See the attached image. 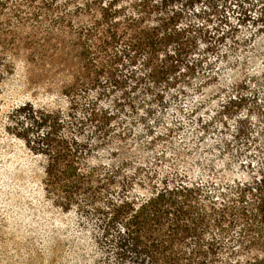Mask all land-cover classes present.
I'll list each match as a JSON object with an SVG mask.
<instances>
[{
	"label": "rangeland",
	"instance_id": "1",
	"mask_svg": "<svg viewBox=\"0 0 264 264\" xmlns=\"http://www.w3.org/2000/svg\"><path fill=\"white\" fill-rule=\"evenodd\" d=\"M133 1L121 0L124 11L118 21L130 13ZM55 2L51 13H61L64 22L52 30V38L28 51L19 43L14 52L3 56L11 66L0 75V264H99L101 257H112L111 250L106 252L97 244L99 221L91 214L80 215L75 206L65 209L59 191L45 185L46 157L27 146L12 120L21 105L61 112L66 121L62 135L88 144L84 170L95 168L97 177L106 171L113 174V201L123 197L139 202L163 175H183L202 183L216 202L235 182L248 181L264 169V117L248 103L229 112L223 109L232 84L243 79L246 70L264 67L259 53L264 51V39L254 43L258 53L242 41L254 27L239 25L235 13L230 14L233 35L219 46L225 52L223 60L208 54L205 59L212 68L180 77L170 89H163L161 102L148 96L139 100L136 93L133 103L121 108L123 87L89 86L80 91L70 123L67 87L89 74L87 56L78 53V29L87 28L98 12L74 11V4L85 0ZM48 23L46 19L40 28L46 29ZM101 33L99 25L90 35L94 47L109 45ZM115 45L120 49L121 41ZM100 55L93 57L98 61ZM243 58L250 64H242ZM128 69L138 78L144 74L139 63ZM128 69L123 64L121 73L127 75ZM253 88L255 83L248 81V90L242 92L248 94ZM89 109L94 119L89 118ZM101 124L105 131L99 130ZM236 259V264L245 262L243 253Z\"/></svg>",
	"mask_w": 264,
	"mask_h": 264
},
{
	"label": "trees",
	"instance_id": "2",
	"mask_svg": "<svg viewBox=\"0 0 264 264\" xmlns=\"http://www.w3.org/2000/svg\"><path fill=\"white\" fill-rule=\"evenodd\" d=\"M121 4V0L74 4V11L98 15L87 28L78 29V53L87 56L89 74L67 87L70 123L80 91L89 86L120 85L123 100L119 105L124 108L133 103V94L139 93V100L148 96L161 102L163 89H170L180 77L207 72L212 68L205 59L208 54L222 60L225 56L219 46L233 35L230 14L235 13L239 25L254 27L242 40L251 51L257 52L254 43L264 39L263 0H134L129 3L130 13L118 21L124 11ZM56 6L55 0H0V75L11 66L3 62V56L14 52L19 43L28 51L52 38V30L64 22L61 13H51ZM46 19L47 28H40ZM210 24H214L211 29ZM99 25L101 34L110 40L104 47L90 43L89 37ZM118 41L120 49L115 45ZM97 53L101 54L98 61L93 57ZM259 53L264 60V51ZM137 63L144 70L139 78L128 69ZM244 63L250 64L246 58ZM123 64L129 70L127 75L121 73ZM259 68L246 70L245 77L232 84L223 107L226 112L248 103L264 117V67ZM248 81L256 88L243 94ZM86 111L94 119L93 109ZM60 113L25 104L14 110L12 120L27 146L46 157L44 182L59 191L61 205L65 209L75 206L80 215L91 214L99 221L97 244L106 252L111 250L112 257L103 256L97 263L236 264L237 255L243 253L244 264H264V169L248 181L235 182L232 193H221L216 202L202 183L188 181L183 175H163L139 202L123 197L113 201V174L106 171L97 177L95 168L84 170L88 144L62 135L66 121ZM98 128L106 130L104 124Z\"/></svg>",
	"mask_w": 264,
	"mask_h": 264
}]
</instances>
